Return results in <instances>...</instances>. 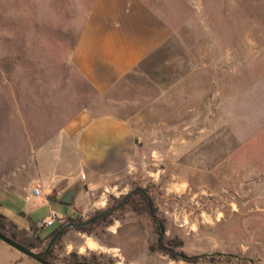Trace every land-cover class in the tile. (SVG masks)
Segmentation results:
<instances>
[{"label": "rangeland", "instance_id": "rangeland-1", "mask_svg": "<svg viewBox=\"0 0 264 264\" xmlns=\"http://www.w3.org/2000/svg\"><path fill=\"white\" fill-rule=\"evenodd\" d=\"M131 2L156 16L165 40L101 92L75 54L97 6ZM87 111L130 119L139 147L118 187L97 209L101 196L87 198L74 219L139 184L165 232L160 245L138 203L88 232L69 227L55 263L73 253L97 264H264V0H0V186L13 184L40 226L69 205L34 195L45 186L23 166ZM86 237L99 247L84 249ZM28 258L0 241V264H40Z\"/></svg>", "mask_w": 264, "mask_h": 264}, {"label": "crops", "instance_id": "crops-1", "mask_svg": "<svg viewBox=\"0 0 264 264\" xmlns=\"http://www.w3.org/2000/svg\"><path fill=\"white\" fill-rule=\"evenodd\" d=\"M96 9L87 23L75 61L97 90L106 92L164 42L165 29L140 3L113 8L111 4H100ZM138 144L130 119L82 112L63 127L55 143L39 147L31 166L23 168L25 173L37 172L39 182L45 186L41 195L44 193L53 201L67 204L66 194L77 189L73 203L63 211L64 217L58 216L56 223L60 225L85 213L87 198L100 195V200L93 203L96 209L99 207L96 204L101 203L102 196L118 187L132 170ZM23 196L13 184L0 186V213L18 230L30 231L34 222L22 210L26 204ZM89 240L99 247L96 239L86 237L84 249L94 250ZM20 261L27 263L24 258Z\"/></svg>", "mask_w": 264, "mask_h": 264}, {"label": "trees", "instance_id": "trees-1", "mask_svg": "<svg viewBox=\"0 0 264 264\" xmlns=\"http://www.w3.org/2000/svg\"><path fill=\"white\" fill-rule=\"evenodd\" d=\"M1 206V203H0ZM98 215L94 216L90 221L93 222L90 225L86 226V227H80L78 229L83 230L84 232H88V229L90 230V228H93L95 225H97L98 223H100V221H104L106 219L103 218L102 220H97ZM69 222L72 223H77V224H84V223H80L79 221L75 220L74 218H68ZM79 222V223H78ZM9 227V228H8ZM64 225H59L57 226V228H55L52 231H48L47 233H45L46 229L48 227L46 226H40L36 223H33L31 225V229L30 231H25V230H18L17 226L15 224H13L11 221H9L4 215H2L0 213V231L2 233H4L6 236H8L9 238L13 239L14 241L20 243L21 245L39 253H43L48 244L50 243L51 239L53 238V236L58 232V230H60L61 228H63ZM10 230V231H8ZM66 230L64 231V233L57 239V241L55 242V244L52 246V248L50 249L49 252L43 254L42 258L45 259L46 261L52 263V264H57L55 263V261H53L52 258V254L53 251L55 249V247L58 245V243L61 241L62 237L64 236ZM19 235H21V238L19 237ZM31 235V237H29ZM44 243H47L45 248L43 249V245ZM41 250V251H40ZM70 261L69 264H75V263H79V262H87L90 264H97L95 261H87L85 258L84 259H79V257L77 256V254H71L70 256ZM83 260V261H82Z\"/></svg>", "mask_w": 264, "mask_h": 264}, {"label": "flooded vegetation", "instance_id": "flooded-vegetation-1", "mask_svg": "<svg viewBox=\"0 0 264 264\" xmlns=\"http://www.w3.org/2000/svg\"><path fill=\"white\" fill-rule=\"evenodd\" d=\"M121 195H123V198L120 201L114 203L113 206H111L110 208L101 212L98 215L97 220H102L103 218L105 217L108 218L109 216L114 217L115 214H117L120 210H122L125 207H130L132 210L136 211L138 210V206H139L138 203L144 206L146 205L149 213L151 214L152 224L154 225L153 228L155 229V225L156 226L158 225L161 228V236L159 238V244L161 245V240L165 231L163 228V223L159 220L158 214H156L154 211L153 198L151 196V192L149 188L148 187L141 188L139 184H136L134 187H131L126 193H121ZM90 220L86 221L85 222L86 225L82 227H86L91 223H93Z\"/></svg>", "mask_w": 264, "mask_h": 264}, {"label": "water", "instance_id": "water-1", "mask_svg": "<svg viewBox=\"0 0 264 264\" xmlns=\"http://www.w3.org/2000/svg\"><path fill=\"white\" fill-rule=\"evenodd\" d=\"M77 194V189H71L70 191H68V193L65 196L64 202L67 204H71L74 201V198ZM86 225L84 224H77V223H72V222H68L63 228H61L60 230H58V232L53 236V238L51 239L50 243L48 244L46 250L41 253H37L23 245H21L20 243L14 241L13 239L9 238L8 236H6L4 233H2L0 231V241H2L3 243H5L6 245L10 246L11 248L15 249L16 251L20 252L21 254L35 260L36 262L40 263V264H52L48 261H46L45 259L42 258L43 254L47 253L50 251V249L52 248V246L55 244V242L57 241V239L64 233V231L69 228V227H73V228H80L82 226ZM75 264H90L87 262H79V263H75Z\"/></svg>", "mask_w": 264, "mask_h": 264}, {"label": "built area", "instance_id": "built-area-1", "mask_svg": "<svg viewBox=\"0 0 264 264\" xmlns=\"http://www.w3.org/2000/svg\"><path fill=\"white\" fill-rule=\"evenodd\" d=\"M34 194L35 195H41V190L40 188L36 187L34 189ZM58 219V215L53 212L46 221H44L41 226H46V227H51L54 225L55 221Z\"/></svg>", "mask_w": 264, "mask_h": 264}, {"label": "bare ground", "instance_id": "bare-ground-1", "mask_svg": "<svg viewBox=\"0 0 264 264\" xmlns=\"http://www.w3.org/2000/svg\"><path fill=\"white\" fill-rule=\"evenodd\" d=\"M88 239V238H87ZM89 246H90V248L91 249H96L97 248V243L96 242H94V241H92V240H89Z\"/></svg>", "mask_w": 264, "mask_h": 264}]
</instances>
